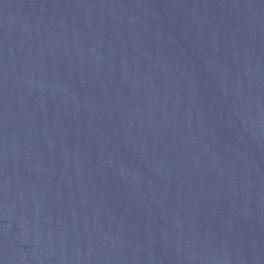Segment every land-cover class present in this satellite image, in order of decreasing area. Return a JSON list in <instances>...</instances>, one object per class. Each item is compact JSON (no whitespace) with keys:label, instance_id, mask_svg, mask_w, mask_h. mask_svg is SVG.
Returning <instances> with one entry per match:
<instances>
[{"label":"water","instance_id":"95a60500","mask_svg":"<svg viewBox=\"0 0 264 264\" xmlns=\"http://www.w3.org/2000/svg\"><path fill=\"white\" fill-rule=\"evenodd\" d=\"M0 264H264V0H0Z\"/></svg>","mask_w":264,"mask_h":264}]
</instances>
